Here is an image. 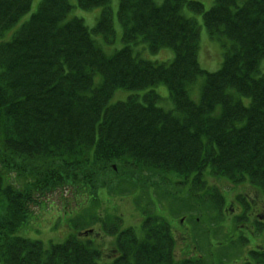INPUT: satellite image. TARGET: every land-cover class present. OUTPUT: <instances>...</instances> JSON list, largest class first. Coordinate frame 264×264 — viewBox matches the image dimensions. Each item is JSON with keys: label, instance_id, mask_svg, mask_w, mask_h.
Here are the masks:
<instances>
[{"label": "trees", "instance_id": "trees-1", "mask_svg": "<svg viewBox=\"0 0 264 264\" xmlns=\"http://www.w3.org/2000/svg\"><path fill=\"white\" fill-rule=\"evenodd\" d=\"M31 2L0 0V37ZM76 2L84 10L103 8L93 31L69 19L71 0H43L0 42V264H100L102 253L91 242L71 238L45 249L15 235L32 204L66 186L77 194L105 191L109 205L133 180L207 169L264 190V0H214L208 11L201 0H120L124 46L111 55L93 37L114 42L110 0ZM186 8L202 13L209 33L228 49L222 69L206 76L199 103L188 92L203 73L199 30ZM139 44L155 53L171 48L175 57L144 59L134 50ZM159 85L168 88L173 109L157 105ZM13 170L26 180L22 186H5L4 174ZM146 228L155 242L138 244L125 232L118 243L124 257L110 264H190L174 262L167 230Z\"/></svg>", "mask_w": 264, "mask_h": 264}, {"label": "rangeland", "instance_id": "rangeland-1", "mask_svg": "<svg viewBox=\"0 0 264 264\" xmlns=\"http://www.w3.org/2000/svg\"><path fill=\"white\" fill-rule=\"evenodd\" d=\"M42 1L43 0H33L31 9L26 14L21 16V18L17 21V23L5 33L2 40L7 41L10 38H12L14 33L22 26V24H24L26 21H28V19H30V17L38 9ZM201 1L204 4L205 11L209 10L211 6L213 5L212 0H201ZM72 2L75 3V0H72ZM119 3H120V0H111V7L113 11L115 10V12H117ZM101 11H102L101 7H97L92 10H82L80 8L74 7L71 14L69 15V18L80 17L85 21L86 25L89 28H93L98 21ZM184 13L185 15L194 18L197 21V24L199 26V30H200L199 62H200L201 67L209 72L217 71L220 68L222 60H223L219 42L210 36L203 22L204 21L203 14H198V13L195 14L193 11H191L188 8H186ZM114 16L115 17L113 19H114L116 35H115V42H114L115 44L113 48L118 49L122 46V43L121 42L119 43V40H118L119 38H121V27H120L119 22L117 21V14L116 15L114 14ZM97 40L101 43L102 47L105 49L107 53L110 54L115 51L114 49H110L107 43L102 42L101 37H97ZM136 51L137 50H135V52ZM169 51L171 52V55ZM169 51L163 50L156 54V53H151L149 50H145V49L142 50L141 48L140 56L144 59L151 60V61L170 62L172 61V58L174 57V54H173L174 51L173 50H169ZM221 56H222V60H221ZM220 61L221 63H219ZM262 69L264 72V60L262 62ZM202 81H203V78H200L196 82V84L193 85L189 90L190 98L195 102H199L200 100V86L202 84ZM156 91L163 98L161 102H159V105L166 110L173 109V103L169 96L168 88L165 85H159L157 86ZM128 92H130L131 96H133L135 95L136 91H128ZM118 100H121V99H118ZM213 182L216 184L223 185V182H218L216 180H214ZM21 184H22V181H21ZM62 195L63 197L61 196L60 193H54L44 198L43 203L40 206H33V212L36 213V217L32 218L30 222L22 226L19 234L24 237L43 240L46 244L49 245L51 243L63 242L70 235H73L74 233H78V231L83 228V226H78V225H83L85 223H90V222L92 223L91 219L97 213H99L100 217L105 218L107 213H114L115 211L117 216H119L121 212H123L126 214L125 218L128 220V222L137 224V222L140 219V215H142L145 212V210L143 209L142 202L138 206H134L132 198L130 197H121L117 201L116 199H114L115 203H112L111 205L110 204L104 205L102 206L103 209H100V207H98L95 204L91 206L92 197L88 196L86 204H85V198L84 197L81 198L79 200V203H83L82 204L83 206L78 204V207L76 208L75 212H73L72 214H69L65 209H62L63 205L69 204L67 210L69 209L72 210L73 207H71L70 205L77 203V200L75 198L77 196L71 189H67V191L64 192V194ZM184 196H187L188 198H190V196L188 195V191H183L182 193L183 199H184ZM233 199L237 202H240L243 199V196L241 195V193H238ZM155 201L158 203L159 207L163 210L164 214H168V212H169V215L171 216L180 214L177 221L181 223L182 219H180V217L184 213V211L175 212V207L172 208L168 200H166L167 201L166 202L160 199H155ZM43 206L45 207V209H43ZM83 210L84 211L87 210V213L89 214L81 215ZM195 221L197 222V224H201L205 226L206 228H208V225L206 224L209 222L208 219L206 220V223L201 221L200 218H196ZM187 223L189 224L187 229L190 231H194L195 224L193 223V220H187ZM97 224L98 223H96L95 225ZM90 227H91L90 224H88V226L86 228H83L82 230L84 229L88 230V228ZM178 228L179 227L177 226V229ZM95 236H97L99 240L102 239V237H100L99 235H95ZM223 237H224L223 233L221 231H218V236L216 237L213 236L209 239L210 243H212L213 245L211 246L210 251L212 253V257L214 260H217V257H218L219 252L217 248L229 247V244L227 241L217 242L214 240V239L219 240V239H222ZM205 238H206V240H204L205 245H207L209 244L207 240L208 238L207 236ZM111 239H114V237H111ZM107 240H108V237L105 239V242H108ZM197 242L199 244L198 240ZM201 244H202V241H201ZM184 250H185L184 241L181 240V242L179 243L177 247L178 257L184 256V253H183ZM110 253H112V251L111 250L108 251L106 249L105 254L108 255ZM105 258H108V257H105ZM229 261H230V257L228 256L227 259L223 261V264H229Z\"/></svg>", "mask_w": 264, "mask_h": 264}, {"label": "flooded vegetation", "instance_id": "flooded-vegetation-1", "mask_svg": "<svg viewBox=\"0 0 264 264\" xmlns=\"http://www.w3.org/2000/svg\"><path fill=\"white\" fill-rule=\"evenodd\" d=\"M254 220V219H253ZM262 250H264V248H262Z\"/></svg>", "mask_w": 264, "mask_h": 264}]
</instances>
